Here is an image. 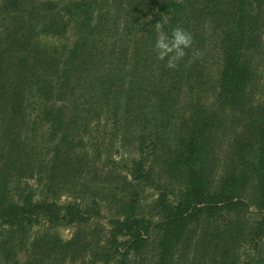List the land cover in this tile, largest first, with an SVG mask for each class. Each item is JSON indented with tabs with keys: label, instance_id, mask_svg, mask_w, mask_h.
Here are the masks:
<instances>
[{
	"label": "trees",
	"instance_id": "obj_1",
	"mask_svg": "<svg viewBox=\"0 0 264 264\" xmlns=\"http://www.w3.org/2000/svg\"><path fill=\"white\" fill-rule=\"evenodd\" d=\"M0 264H264V0H0Z\"/></svg>",
	"mask_w": 264,
	"mask_h": 264
},
{
	"label": "clouds",
	"instance_id": "obj_2",
	"mask_svg": "<svg viewBox=\"0 0 264 264\" xmlns=\"http://www.w3.org/2000/svg\"><path fill=\"white\" fill-rule=\"evenodd\" d=\"M156 29L162 25L155 23ZM192 46V35L183 27H175L170 33L160 31L154 42L157 58L166 62L168 68H175L186 55V49Z\"/></svg>",
	"mask_w": 264,
	"mask_h": 264
},
{
	"label": "rangeland",
	"instance_id": "obj_3",
	"mask_svg": "<svg viewBox=\"0 0 264 264\" xmlns=\"http://www.w3.org/2000/svg\"><path fill=\"white\" fill-rule=\"evenodd\" d=\"M67 39L69 42H72V33L68 35ZM56 231L58 232V234L61 236L62 239L68 240L71 237L74 229L72 227L71 228L70 227H59L57 228ZM18 260L20 263H23V261L25 260V256H23L22 254H19Z\"/></svg>",
	"mask_w": 264,
	"mask_h": 264
}]
</instances>
